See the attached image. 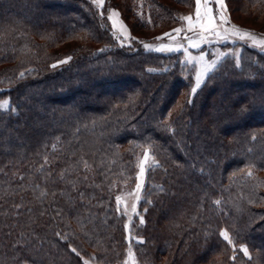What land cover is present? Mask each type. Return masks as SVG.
<instances>
[{"label": "trees", "instance_id": "16d2710c", "mask_svg": "<svg viewBox=\"0 0 264 264\" xmlns=\"http://www.w3.org/2000/svg\"><path fill=\"white\" fill-rule=\"evenodd\" d=\"M229 1L264 29V0ZM105 2L142 29L195 6ZM105 6L101 19L89 0H0V264H126L129 236L138 264H264V52L208 46L211 59L238 52L241 66L224 58L188 104L183 52L146 50L147 33L121 46ZM145 148L144 223L129 225L115 198L136 184Z\"/></svg>", "mask_w": 264, "mask_h": 264}, {"label": "snow or ice", "instance_id": "6c2138e0", "mask_svg": "<svg viewBox=\"0 0 264 264\" xmlns=\"http://www.w3.org/2000/svg\"><path fill=\"white\" fill-rule=\"evenodd\" d=\"M91 4H93L97 10L98 15L101 19L104 17V11H103V5L105 4V0H89ZM142 15V13H141ZM120 13L117 9H110L109 14L106 17L107 20L110 22L111 25V32L110 34L112 37L121 45L124 46L125 40H130V30L127 28V25L123 23L122 20L119 19ZM179 19L182 22H186V30L194 32L195 39L193 37H189L185 35L182 39L188 44L190 48L198 49L202 47V44L210 42L211 39H215L217 43H231L235 44L237 41H240L241 43L247 45L248 47L257 48L261 52H264V37L257 35L256 33H253L251 31L241 29L238 26L231 23L230 18V12L228 11V6L226 0H195V13L193 15H185L182 17H179ZM150 22V17H149ZM182 31H185L183 27L181 28H175L172 30V32L165 33L164 36L169 37L170 39L175 40L176 37L173 36V33H176L177 35L180 34ZM163 37H158L157 39H162ZM130 46V45H129ZM143 47L146 50L150 51H156V52H164V53H172V52H183L185 54V63H193L198 66V70L195 74V86L191 88V94L190 98L187 101L188 104L192 103L191 95H194L198 89L201 88V85L206 81V79L210 78V74L217 71L219 66L221 65L224 58L228 56H232L234 60L235 67L241 66V59L238 52L231 51H221L219 53H216L215 59H206V55L204 53H201L199 56H193L189 53L188 47H184L183 44H180L179 46L173 47L170 44H162L159 46H153L148 43H143ZM106 49H100L101 52L105 51ZM72 59L71 55L66 56L62 59H59L56 63L50 65L52 68L58 67L60 64L68 63ZM148 71H153L152 69H149ZM20 78L23 79L25 77V73L21 72L19 74ZM253 103H255L253 101ZM8 107V101H4L0 103V109H7ZM169 131H172L174 134V129H171L170 126H166ZM45 159V164H47V157ZM148 160V154L146 153L144 155V161L141 163L139 168V177L140 183H137L136 188L134 190V193H129V195H135L136 202L140 199V190L143 183V177L145 173V167L144 162ZM83 166L85 169L90 168L88 163L86 161H82ZM41 173H44V165H41V168L39 169ZM65 173H61V179L64 178ZM248 175L251 176L252 173L249 171ZM21 180H23V177H20ZM85 180H87V176L84 177ZM35 187H39V185H36ZM41 196H46V192H41ZM83 196V193H81V197ZM116 211L121 212V204L124 203V212L127 213L128 208L125 201H122L121 196H116ZM216 204H219L220 201H215ZM146 211V209H145ZM133 215L138 217L139 223H144V218L140 213L137 211V204L133 203L131 205V214L127 216V219L129 221V225L131 224V221L133 219ZM129 225H126L125 227H129ZM59 236L60 234L57 233ZM221 237L224 241L227 242L228 245L233 246V250H235V244L233 239L230 237L228 231H223L220 233ZM64 238V237H62ZM129 242V249L127 252V255L129 259L131 260L132 264H136L135 257L133 256V252L131 249V242L132 237L129 236L128 238ZM135 242L137 244H142L144 241L140 238H136ZM71 252L75 253L77 256L80 255V253L77 251L75 247H71ZM240 250L242 251L244 256H247L249 259H251V256L249 254V250L246 246H241ZM232 259H235V257H232ZM84 264H89L87 260L84 261Z\"/></svg>", "mask_w": 264, "mask_h": 264}, {"label": "rangeland", "instance_id": "374dc122", "mask_svg": "<svg viewBox=\"0 0 264 264\" xmlns=\"http://www.w3.org/2000/svg\"><path fill=\"white\" fill-rule=\"evenodd\" d=\"M226 2H227V6H228V11L230 12V18H231V15H233L234 18H236L239 21V23H237V22L231 20L232 24L238 26L241 29H245V30L251 31L253 33H256L259 36L264 37V31H263L264 29L262 31H260L258 29L253 28V27H249V26H254L256 28L260 27L259 26L260 24L258 22L257 23L252 22L251 19L247 16L248 13L246 14L244 11H241L238 8L235 9V6H234V4L231 1L226 0ZM104 5H106L105 7H106V11H107L106 12L107 16L109 14V10L110 9H117L119 11V13H120L119 19L122 20L125 25H127V28L130 30L131 38H136V39L137 38H141V37H144V35H143L144 33H147L148 35L150 34V36H152V38L156 41L154 46H159V45H162V44H170L173 47L179 46V44H178V43H180L179 39L183 38L185 35H187L189 37H193V39H195L194 32L187 31L186 30V22H182L179 19V17L185 16V15H193L194 16L195 6L193 8L185 7L187 9H183L181 11V14L178 15L179 16L178 19L176 21L170 22L169 25H165L164 26V25L159 24V23H149V24H147L148 25L146 27L147 29H142V28L138 27L137 20H135V18L132 15H129L127 17V15L124 14L122 8L119 6L118 3L117 4H114V3L108 4V2L107 3L105 2ZM230 10H233V12H232L233 14H231ZM134 25H136L138 27V29ZM245 25H247V26H245ZM181 27H183L185 29V31H182L178 35L176 33H173V36L176 37L175 40L164 36L165 33L172 32L173 29L181 28ZM158 37H163V38L162 39H157ZM213 43H217L214 38L211 39L210 42L202 44V47L198 48V49L190 48L188 46V44H187V46H184V47H188L189 53L191 55H193V56H199L201 53H204V54H207L206 55V59L211 60V55L210 54L208 55V53H207V47L208 46L211 47V45ZM218 44H220V43H218ZM215 47L217 49L219 48V46H215ZM210 49L212 50V48H210ZM184 58H185V54H184ZM190 64L194 65V69H193V72H192L193 80L191 82V87H194L195 86V74H196V71L198 70V66L195 64V62L190 63ZM146 153L148 154V160L146 162H144L145 173H144V177H143L142 187H141V190H140V193H139V195L141 197V193L143 191V187H144V184H145L147 171L152 166V164L154 163V159L152 157V153H151L150 149H148V148L143 149L141 151L139 157H138L136 184L132 188L125 189L120 195L122 197V201H125L126 204H127V208H128L127 215L131 214V205L133 203H136V204L138 203L135 200V195H129V193H134V190L136 188L137 183H140V179L141 178L139 177V168H140L141 163L144 161V155ZM124 207H125V205H124V203H122L121 204L122 210H124ZM225 230L226 229H224L223 231H225ZM133 256H134V252H133ZM135 261H136V259H135ZM89 264H90V262H89ZM126 264H132L131 260L128 259ZM136 264H138L137 261H136Z\"/></svg>", "mask_w": 264, "mask_h": 264}]
</instances>
